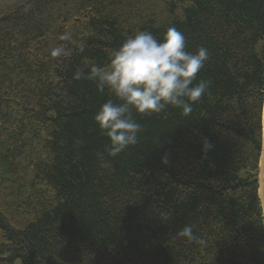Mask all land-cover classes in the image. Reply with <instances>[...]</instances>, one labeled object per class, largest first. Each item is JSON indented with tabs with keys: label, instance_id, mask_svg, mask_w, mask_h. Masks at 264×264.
Wrapping results in <instances>:
<instances>
[{
	"label": "trees",
	"instance_id": "16d2710c",
	"mask_svg": "<svg viewBox=\"0 0 264 264\" xmlns=\"http://www.w3.org/2000/svg\"><path fill=\"white\" fill-rule=\"evenodd\" d=\"M170 26L209 87L109 155L89 66ZM263 103L264 0H0V264H264Z\"/></svg>",
	"mask_w": 264,
	"mask_h": 264
},
{
	"label": "clouds",
	"instance_id": "9594fccd",
	"mask_svg": "<svg viewBox=\"0 0 264 264\" xmlns=\"http://www.w3.org/2000/svg\"><path fill=\"white\" fill-rule=\"evenodd\" d=\"M60 53L59 48L52 52L54 56ZM208 59L206 47L200 46L194 53L187 51L185 35L170 26L159 39L148 31H137L112 50L108 65H90L87 78L97 82L98 91L108 88L119 101L106 100L94 117L109 139V155L116 156L138 142L142 126L133 118V111L161 113L172 105L182 109L184 115L190 114L192 102L198 101L209 87L206 80L193 83ZM83 75L84 71L78 70L76 78ZM211 147L204 138L203 148ZM163 218L169 217L163 214ZM193 227L185 224L178 236L203 244Z\"/></svg>",
	"mask_w": 264,
	"mask_h": 264
},
{
	"label": "water",
	"instance_id": "95a60500",
	"mask_svg": "<svg viewBox=\"0 0 264 264\" xmlns=\"http://www.w3.org/2000/svg\"><path fill=\"white\" fill-rule=\"evenodd\" d=\"M259 189L258 194L261 201L262 212L264 217V105L262 112V149L259 160Z\"/></svg>",
	"mask_w": 264,
	"mask_h": 264
}]
</instances>
